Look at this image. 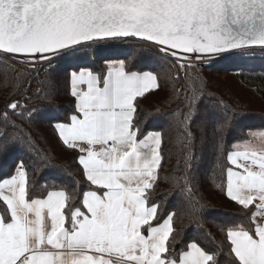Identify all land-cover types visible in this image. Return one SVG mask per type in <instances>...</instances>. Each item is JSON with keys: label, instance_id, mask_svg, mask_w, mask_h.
Here are the masks:
<instances>
[{"label": "snow or ice", "instance_id": "obj_1", "mask_svg": "<svg viewBox=\"0 0 264 264\" xmlns=\"http://www.w3.org/2000/svg\"><path fill=\"white\" fill-rule=\"evenodd\" d=\"M129 39L147 46L146 65L154 56L177 57L178 70L196 85L182 100L187 112L178 105L164 115L178 128L183 153L184 175L173 183L186 203L180 219L186 216L189 226L201 230L208 209L194 189L192 168L199 157L192 126L206 93L199 76L187 69L194 59L264 49V0H0V56L23 66L16 87L29 71L48 72L53 60L91 43ZM169 79L178 80L179 72ZM68 82L75 113L54 127L65 150L75 153L70 160L87 188L53 185L38 193L25 161L18 159L0 180V264H264V131L249 130L248 139L225 153L232 118L225 115L213 128L218 157L231 165L222 169L227 182L220 187L246 222L225 223L219 240L210 232L186 240L176 228L175 209L162 210L154 195L163 134L142 129L136 118L138 98L161 89L159 75L119 60L104 71H71ZM179 94L174 88L169 99ZM216 107L232 111L222 100ZM33 115L20 100L5 99L0 152L34 148L30 134L13 119L30 121ZM9 127L15 131L9 133ZM198 128L203 148L205 128ZM38 156L45 168L57 167L47 154Z\"/></svg>", "mask_w": 264, "mask_h": 264}, {"label": "trees", "instance_id": "obj_2", "mask_svg": "<svg viewBox=\"0 0 264 264\" xmlns=\"http://www.w3.org/2000/svg\"><path fill=\"white\" fill-rule=\"evenodd\" d=\"M145 47L147 46L140 45L134 39L91 43L78 49L72 56L53 60L48 72L41 70L37 74L29 71L19 79L18 87L15 85L23 66L12 65L10 60L0 56V109L4 108L5 99L12 97L20 100L27 109L34 110L30 121L13 117L15 123L23 128L25 133L30 134L34 148L0 152V180L8 178L17 160L23 159L29 170L30 180L35 184V191L38 193L45 189L53 190V185L57 188L67 186L71 189L78 186L81 190L86 189L87 184L78 170L77 163L70 160L75 153L65 150L54 124L68 122L69 116L75 113V101L70 95L68 82L71 71L83 68L104 71L108 63L124 60L133 70H151L160 77L161 89L146 94L145 98H138L139 107L136 112L142 129L160 131L164 137L161 180L154 195L158 197L162 210L175 209L176 228L182 232L184 239H203L204 234L210 232L219 240L220 229L225 223L238 224L246 221L241 207L229 200L220 187L226 186L227 182L226 171L222 169L231 165L227 163L225 156L218 157L212 140L213 128L223 121L225 115L232 118V128L226 129L225 153L233 151L236 143L248 139L249 130H264V49L251 48L209 61H193V67L187 69L192 76H199L202 82L200 86L206 93L199 117L192 126V131L196 132L198 137L196 154L199 157L192 168L194 189L197 198L208 209L203 215V228L197 230L194 226H189L186 216L183 220L180 219L181 212L186 211V203L178 189H173V183L184 175L183 153L178 139V128L168 115H164L172 113L178 105L182 112H187L188 109L183 106L182 100L185 95L190 94L187 90L196 85L188 83L185 72L178 70L177 64L180 61L176 57L165 59L154 56L152 62L146 65V54L143 51ZM178 72V80L169 79L176 77ZM29 87L31 90L26 91ZM174 88L180 90L179 99L170 100ZM38 89L42 90L39 94ZM25 96L31 99L25 100ZM48 96L52 99L46 98ZM218 100L227 104L236 115L233 117L232 111L225 114L218 109ZM201 125L205 128L203 148L198 128ZM7 131L11 133L15 130L9 127ZM38 154H47L51 158L50 163L57 167L45 168L40 163ZM53 176L60 179L54 180ZM170 189L176 194L172 195Z\"/></svg>", "mask_w": 264, "mask_h": 264}, {"label": "water", "instance_id": "obj_3", "mask_svg": "<svg viewBox=\"0 0 264 264\" xmlns=\"http://www.w3.org/2000/svg\"><path fill=\"white\" fill-rule=\"evenodd\" d=\"M251 48H261V47H259V46H254V47H249V48H247V49H251ZM230 53H232V52L223 53V54H220V55H218V56H212L211 58H205V59H206L207 61H209V60L216 59V58H218V57H220V56H222V55L230 54ZM176 58H177V57H176Z\"/></svg>", "mask_w": 264, "mask_h": 264}, {"label": "crops", "instance_id": "obj_4", "mask_svg": "<svg viewBox=\"0 0 264 264\" xmlns=\"http://www.w3.org/2000/svg\"><path fill=\"white\" fill-rule=\"evenodd\" d=\"M110 63H111V62H110ZM254 131H264V130H254ZM243 141H244V140H243ZM243 141H240V142L236 143L235 145L242 144V143H243ZM233 150H236V149H233ZM239 150H243V149L241 148V149H239Z\"/></svg>", "mask_w": 264, "mask_h": 264}, {"label": "built area", "instance_id": "obj_5", "mask_svg": "<svg viewBox=\"0 0 264 264\" xmlns=\"http://www.w3.org/2000/svg\"><path fill=\"white\" fill-rule=\"evenodd\" d=\"M203 60L207 61L206 59H202V60H199V61H203ZM193 61H196V60H193ZM44 66H45V65H44Z\"/></svg>", "mask_w": 264, "mask_h": 264}, {"label": "rangeland", "instance_id": "obj_6", "mask_svg": "<svg viewBox=\"0 0 264 264\" xmlns=\"http://www.w3.org/2000/svg\"><path fill=\"white\" fill-rule=\"evenodd\" d=\"M195 60V59H194ZM116 61H119V60H116ZM116 61H113V62H116ZM195 62V61H194Z\"/></svg>", "mask_w": 264, "mask_h": 264}]
</instances>
